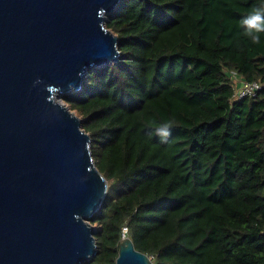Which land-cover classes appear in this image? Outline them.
Returning <instances> with one entry per match:
<instances>
[{
	"label": "trees",
	"instance_id": "16d2710c",
	"mask_svg": "<svg viewBox=\"0 0 264 264\" xmlns=\"http://www.w3.org/2000/svg\"><path fill=\"white\" fill-rule=\"evenodd\" d=\"M262 2L121 0L107 16L119 60L61 96L107 181L87 264H115L123 227L153 264H264V85L234 97V76L264 84V32L240 24Z\"/></svg>",
	"mask_w": 264,
	"mask_h": 264
},
{
	"label": "water",
	"instance_id": "95a60500",
	"mask_svg": "<svg viewBox=\"0 0 264 264\" xmlns=\"http://www.w3.org/2000/svg\"><path fill=\"white\" fill-rule=\"evenodd\" d=\"M121 0H0V264H87L107 181L61 100L119 60ZM115 264H153L129 238Z\"/></svg>",
	"mask_w": 264,
	"mask_h": 264
},
{
	"label": "clouds",
	"instance_id": "9594fccd",
	"mask_svg": "<svg viewBox=\"0 0 264 264\" xmlns=\"http://www.w3.org/2000/svg\"><path fill=\"white\" fill-rule=\"evenodd\" d=\"M241 26L247 36L253 43L260 41V33L264 32V2L255 7L247 16L240 21ZM157 134L160 135L161 141L167 140L170 132V125L167 122L162 123V127L157 128Z\"/></svg>",
	"mask_w": 264,
	"mask_h": 264
},
{
	"label": "built area",
	"instance_id": "2783aa9c",
	"mask_svg": "<svg viewBox=\"0 0 264 264\" xmlns=\"http://www.w3.org/2000/svg\"><path fill=\"white\" fill-rule=\"evenodd\" d=\"M235 80H237L236 76H234ZM236 87V93L234 95L235 99H241L244 97H252L256 94L257 91H259L264 84H261L259 82H252V83H246L244 81L239 80L238 86L234 82ZM128 235V229L126 227L122 228L121 232V239L127 238Z\"/></svg>",
	"mask_w": 264,
	"mask_h": 264
},
{
	"label": "rangeland",
	"instance_id": "374dc122",
	"mask_svg": "<svg viewBox=\"0 0 264 264\" xmlns=\"http://www.w3.org/2000/svg\"><path fill=\"white\" fill-rule=\"evenodd\" d=\"M234 79V78H233ZM234 82L237 84V86H238V82H239V79H237V80H235L234 79Z\"/></svg>",
	"mask_w": 264,
	"mask_h": 264
}]
</instances>
